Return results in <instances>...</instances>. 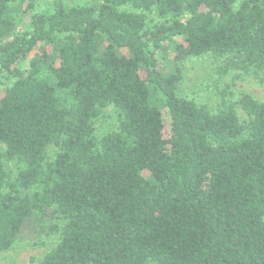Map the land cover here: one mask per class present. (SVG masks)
<instances>
[{"label":"trees","instance_id":"1","mask_svg":"<svg viewBox=\"0 0 264 264\" xmlns=\"http://www.w3.org/2000/svg\"><path fill=\"white\" fill-rule=\"evenodd\" d=\"M209 55L264 77V0H0V252L264 264V101L183 95Z\"/></svg>","mask_w":264,"mask_h":264},{"label":"rangeland","instance_id":"2","mask_svg":"<svg viewBox=\"0 0 264 264\" xmlns=\"http://www.w3.org/2000/svg\"><path fill=\"white\" fill-rule=\"evenodd\" d=\"M74 1L82 3L89 0ZM32 56L33 53L30 54L29 59ZM222 61L223 58L212 55L186 61L184 63L185 77L181 86L182 94L195 96L197 101L209 103L212 108H216L220 102L218 89L222 88L225 83H230L236 94L246 92L264 101L263 76L246 75L243 71L235 70L221 79L217 69ZM28 62H24L26 69H28ZM239 112L243 116V111ZM109 126L110 123L106 119L98 124L100 130L108 129ZM57 150L58 147L54 144L48 149L50 154H54ZM58 240L59 235L56 233H45L34 240H21L11 249L0 252V264H38Z\"/></svg>","mask_w":264,"mask_h":264}]
</instances>
